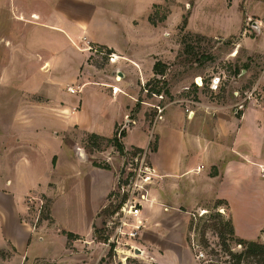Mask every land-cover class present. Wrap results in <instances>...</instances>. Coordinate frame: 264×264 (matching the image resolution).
Listing matches in <instances>:
<instances>
[{"label": "rangeland", "instance_id": "374dc122", "mask_svg": "<svg viewBox=\"0 0 264 264\" xmlns=\"http://www.w3.org/2000/svg\"><path fill=\"white\" fill-rule=\"evenodd\" d=\"M92 35L114 47L93 42ZM156 61L165 65L164 74L153 72ZM68 86L82 88L70 93ZM82 96L84 106L75 116L79 124L92 123L96 112L100 117L94 123L102 120L104 131L112 116L126 114L125 120L108 135L91 136L78 125L65 130V120L78 110ZM246 106L264 114V0H0V175L21 189L29 175L39 181V189L20 195L19 203L28 205L34 222L49 223L52 204L62 229L75 225L87 206L80 179L66 170L69 163L84 161L105 171L114 184L89 247L104 250L98 264H123L124 256L126 264H264L255 256L239 255L244 250L240 239L264 244V169L262 178L258 170L252 190L243 182L230 196L239 235L234 226L232 234L222 225L232 223L226 206L212 200L207 209L192 211L186 241L177 249L152 252L156 240L153 235L143 240L142 215L151 187L161 183L168 197L173 194L167 188L171 177L156 172L139 206L144 224L131 241L140 253L122 244L118 249L123 251L116 253L113 244H105V226L117 216L118 202L129 196L119 185L127 162L144 149L151 160L158 147L154 124L163 123L160 115L180 134L213 131L223 127L219 114L238 117ZM223 124L232 129L234 121ZM121 130L124 136H119ZM115 134L122 144L141 147L123 144L118 150L110 140ZM171 221L182 220L175 216ZM80 246L86 252L88 245Z\"/></svg>", "mask_w": 264, "mask_h": 264}, {"label": "crops", "instance_id": "0c3cea01", "mask_svg": "<svg viewBox=\"0 0 264 264\" xmlns=\"http://www.w3.org/2000/svg\"><path fill=\"white\" fill-rule=\"evenodd\" d=\"M32 17L36 15L33 14ZM92 41L107 45L108 48L114 47L99 36H93ZM85 83L89 82L84 81L83 84ZM110 85L111 90L117 88L114 83ZM83 99L85 100L84 96L78 99L80 103L78 110L73 109L74 111L67 116L64 123L65 130L78 125L88 133L105 135L106 131H112L115 123L125 120L126 114L122 117L112 116L111 123L104 131V125L100 123L102 120L94 123L100 117L99 112H96L93 114L95 120L92 123L79 124L75 116L84 106ZM158 118L163 120V123L158 124V121H155L158 147L152 154L150 162L158 174L171 177L169 182L166 179L164 182H167V188L173 194L168 197L160 187L161 183L151 187L150 200L146 203L148 208L142 212V215L146 219L143 240H149V236L152 235L156 240L152 241L154 244L150 247L152 252L154 248L160 251L177 249V244L186 241L187 223L190 215L194 214L192 211L207 209L206 203L212 200H222L226 206L224 208L228 209L232 217L233 207L230 196H234L233 192L238 191L243 182L251 185L252 190L255 181L257 182L258 170L262 178L261 170L264 169V135L259 134L264 129V114L259 115L251 106L244 107L238 117L219 114L217 118L223 127L213 131L193 129L180 134L177 129L174 130L176 127L167 116L160 115ZM227 120L230 123L234 121L232 129L223 124ZM177 143H181V150ZM123 144L126 149L128 146L141 147L125 141ZM189 149L193 151L189 152ZM198 164L202 166V172L201 169L195 171ZM69 165L66 170L80 179L81 196L87 206L83 212L78 213L75 225H64L62 229L57 225L58 219L52 204L50 212L52 223H49L34 222L27 211L28 205L22 207L19 203L20 195L24 197L30 190L39 189V181H35L29 175L21 189L16 187V183L14 184L10 178H3L0 175V264H34L35 262L37 264H98L104 250L99 248L96 251L89 250L91 242L93 243L92 230L99 210L114 182L105 171L87 162L75 161ZM211 168H213L212 174L209 172ZM168 183L171 186H168ZM41 188L43 193L50 195V191H46L42 185ZM175 216L180 217L182 221L170 223L174 222L171 219ZM164 223L170 225L164 227ZM232 223L235 233L239 235L233 217ZM63 231L71 232L77 237L67 239ZM80 242L88 245L86 252L80 249ZM140 246L143 249L146 247L143 242H140Z\"/></svg>", "mask_w": 264, "mask_h": 264}, {"label": "built area", "instance_id": "2783aa9c", "mask_svg": "<svg viewBox=\"0 0 264 264\" xmlns=\"http://www.w3.org/2000/svg\"><path fill=\"white\" fill-rule=\"evenodd\" d=\"M87 44V49L91 50L92 46L89 45V42H87ZM111 54L114 55L113 53ZM112 55L109 56L110 60L112 59ZM213 84L216 83L213 82ZM198 85H201V82L198 83ZM81 86H76L75 88L68 86L67 90L70 93H78L82 88ZM213 87L215 88L216 86L214 85ZM115 90L116 89L113 88V92H115ZM126 170L127 172H125L124 177L122 176L120 179L119 185L121 193H129V196L118 202L119 210L117 216L114 220L108 221L105 226L107 236L109 235L105 244L107 247L113 244L111 247L116 253L123 251L118 249L120 244L127 246L126 250L129 251L136 248L131 241L138 237L141 227L144 224L143 220L140 218L141 210L139 206H142L147 186L150 185L158 175L150 161H148L145 149L130 157L125 168V171ZM218 210L223 212L222 208ZM199 255H202V253H199ZM126 258V256L123 257V264H126Z\"/></svg>", "mask_w": 264, "mask_h": 264}, {"label": "trees", "instance_id": "16d2710c", "mask_svg": "<svg viewBox=\"0 0 264 264\" xmlns=\"http://www.w3.org/2000/svg\"><path fill=\"white\" fill-rule=\"evenodd\" d=\"M149 20L151 23L155 24L154 20H152L150 17H149ZM110 49V48H108ZM164 70H165V65L159 61H156L154 64H153V72L155 74H164ZM159 92V91H157ZM95 136L96 134L94 133H91V136ZM125 135V132H123V130H121L119 132V136H124ZM110 140L113 142V145L116 147V149L118 150H123V144L121 142H119L118 140V137L117 135L115 134L112 138H110ZM221 204H224L223 201L221 200H217V205H221ZM217 218H218V223H221V218H219V213L216 214ZM46 218H48V216H45ZM217 224V223H214V225ZM222 225L224 227L227 228V230L234 234V230H233V225L231 223V221L229 220H226V221H223L222 222ZM63 233L66 235V237L68 239H72V238H76L77 235L71 233V232H68V231H63ZM94 233H96V229H94ZM239 243L243 244L244 246V250L241 251V253H239L240 256H255L259 261H263L264 262V244L263 243H260V242H257V241H246V240H242L240 239Z\"/></svg>", "mask_w": 264, "mask_h": 264}, {"label": "water", "instance_id": "95a60500", "mask_svg": "<svg viewBox=\"0 0 264 264\" xmlns=\"http://www.w3.org/2000/svg\"><path fill=\"white\" fill-rule=\"evenodd\" d=\"M136 252H137V253H140V250H139V249H136Z\"/></svg>", "mask_w": 264, "mask_h": 264}, {"label": "bare ground", "instance_id": "6f19581e", "mask_svg": "<svg viewBox=\"0 0 264 264\" xmlns=\"http://www.w3.org/2000/svg\"><path fill=\"white\" fill-rule=\"evenodd\" d=\"M199 80H200V78H199Z\"/></svg>", "mask_w": 264, "mask_h": 264}]
</instances>
